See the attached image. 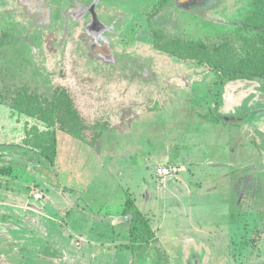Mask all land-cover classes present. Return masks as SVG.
Listing matches in <instances>:
<instances>
[{
	"label": "rangeland",
	"instance_id": "rangeland-1",
	"mask_svg": "<svg viewBox=\"0 0 264 264\" xmlns=\"http://www.w3.org/2000/svg\"><path fill=\"white\" fill-rule=\"evenodd\" d=\"M158 1L0 0V91L59 86L87 126L110 122L94 147L57 130L50 164L23 144L25 126H46L0 108V264H264V151L251 145L238 158L253 165L234 170L227 130L241 128L201 118L231 111L246 83L220 84L152 38L213 46L252 0H170L150 18ZM171 155L189 161L155 176ZM129 196L156 235L134 251L117 227Z\"/></svg>",
	"mask_w": 264,
	"mask_h": 264
},
{
	"label": "trees",
	"instance_id": "trees-1",
	"mask_svg": "<svg viewBox=\"0 0 264 264\" xmlns=\"http://www.w3.org/2000/svg\"><path fill=\"white\" fill-rule=\"evenodd\" d=\"M169 1L159 0L149 17L157 15ZM222 33L225 34L220 39L222 42L213 46L183 41L161 45L159 32H153L152 38L154 49L178 61H195L197 65L204 66L209 72L214 73L220 84L264 81V0H252L251 7L240 24ZM5 38L0 37V50L6 43ZM234 42L237 44H233ZM0 105L8 106L19 115L36 119L46 126L45 131L25 126L23 144L38 149L40 156L50 164H54L56 159L57 130L94 147L99 138L110 128L108 121L87 126L69 94L59 86L49 88L46 94L31 91L28 85H22L15 90L3 88L0 91ZM156 110L161 109L157 107ZM214 111L215 114L211 113L201 118L223 125L247 127L255 133L257 140L263 139L258 124L264 119V110H259L254 115L234 114L239 115L235 121L222 120L218 106H215ZM89 131L92 136H88ZM255 145L259 146V150L264 151L262 141H257ZM119 221L121 224H129L133 251L156 238L148 218L137 208L130 196L125 200Z\"/></svg>",
	"mask_w": 264,
	"mask_h": 264
},
{
	"label": "crops",
	"instance_id": "crops-1",
	"mask_svg": "<svg viewBox=\"0 0 264 264\" xmlns=\"http://www.w3.org/2000/svg\"><path fill=\"white\" fill-rule=\"evenodd\" d=\"M258 81H261V80H254V81H250V82L249 81L227 82V84L231 83V84L234 85V83L237 84V83H240V82H245L246 83L245 88H246V86L249 85V84H253L252 86H254L255 82H258ZM261 82L264 83V81H261ZM243 87L244 86H242V89H243ZM245 88L243 89L244 91H242L243 92L242 94H240V87L237 88V92H235V94L234 93L232 94V109H231V111L230 110L229 111H224V110H222L220 108V106L218 107V108H220L222 114H232V115H234V114H244V113H248V112H254L255 110H259V109H264V105H262L260 103H258V104L256 103V98H255L256 97V95H255L256 91L253 88H250L249 86L247 88V91H245ZM3 107L4 106L0 105L1 110H3V109L5 110V108H3ZM189 116H190V114H189ZM8 117H9V115H8ZM263 122H264V119L261 120V123L259 122V131L264 134V125H263L264 123ZM134 126L136 128L137 127L139 128L138 122L134 123ZM142 126H143V123H142ZM142 126L140 125V128H142ZM173 127H175V126H173ZM240 128L241 129H236V130L231 129V128H227V129H231V130H227V131H231V133L236 135V140H238V141L235 142L238 152L235 155V157L232 159V163H233L232 165L234 167L233 168L234 170L236 169V167H238L239 165H242V164H247V168H249L251 164L253 165V160H251L249 158L250 156L248 157V159H250L249 161H247L248 160L247 157L244 156V158L246 160L245 161H240V162H239V158L238 157L241 156L240 153L244 154L245 152H247L248 149H251L252 148L251 145H253L256 149H258L259 146L257 147L255 145L257 141H260V142L262 141V143H264V136H263V140H261V139L257 140V137H256L255 133L251 129H249L247 127H244V126L240 127ZM212 129H217L219 131L226 130L224 128H212ZM0 133H4L2 128H0ZM1 139H3L2 135H0V140ZM261 147H262V145H261ZM263 148H264V145H263ZM253 152H254V149H253ZM251 158H252V156H251ZM159 161H160V163H158L157 165H159V164L163 165V166H160L159 168L170 167V168H173V169L176 170V172L172 176H168V177L174 178V176H177L178 170H177V168L172 167V165L173 164H178L181 161L185 162V161H189V160H188V157H185V158L179 157V160H178V159L174 158L173 155H171V156L162 157V158H160ZM244 166H246V165H244ZM237 170L239 171L238 168H237ZM252 175H254V174H252ZM155 176H157V174H155ZM247 177H248L247 180L250 179L252 181L253 178L251 177L252 178L251 179L250 175L247 176ZM172 178H169V180L167 179L168 183L171 182L170 179H172ZM118 224H119V222H118ZM117 227L123 228L125 230H126V228H128V233H129V224L128 223H124L123 226L117 225ZM88 236H89V233H88Z\"/></svg>",
	"mask_w": 264,
	"mask_h": 264
},
{
	"label": "built area",
	"instance_id": "built-area-1",
	"mask_svg": "<svg viewBox=\"0 0 264 264\" xmlns=\"http://www.w3.org/2000/svg\"><path fill=\"white\" fill-rule=\"evenodd\" d=\"M175 172H176V170L172 169L170 167L157 168V170H156V174L159 177L172 176Z\"/></svg>",
	"mask_w": 264,
	"mask_h": 264
},
{
	"label": "water",
	"instance_id": "water-1",
	"mask_svg": "<svg viewBox=\"0 0 264 264\" xmlns=\"http://www.w3.org/2000/svg\"><path fill=\"white\" fill-rule=\"evenodd\" d=\"M257 111L254 112H248L246 115H254ZM222 120H226V121H235L238 119L239 115H232V114H221L220 115Z\"/></svg>",
	"mask_w": 264,
	"mask_h": 264
}]
</instances>
